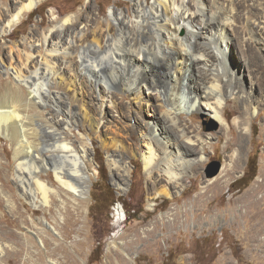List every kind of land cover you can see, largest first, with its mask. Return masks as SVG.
<instances>
[{"label":"bare ground","instance_id":"obj_1","mask_svg":"<svg viewBox=\"0 0 264 264\" xmlns=\"http://www.w3.org/2000/svg\"><path fill=\"white\" fill-rule=\"evenodd\" d=\"M46 1L0 3V63L18 83L0 97V132L10 131L18 145L17 176L27 199L37 207L38 194L43 205L50 194L59 195L60 190L41 180V170H50L65 195L82 207L87 160L96 151L93 137L107 155L119 190L128 186L135 160L150 183V200L172 197L207 159L205 144L211 138L183 121L182 115L195 110L219 121L220 134L236 130L226 140L224 174L196 196L195 206L211 189H221V180L240 169L252 111L261 112L254 97L257 86L264 91V67H256L260 77L249 68L262 55L264 60V0H110L114 7L107 15L104 6L89 4L80 16H57L50 23L42 16L23 40L13 39L26 16ZM235 28L248 53L237 69L228 57ZM253 45L259 53L251 57ZM245 71L252 74L247 89ZM240 94L234 99H240L243 111L233 109L240 116L231 124L226 105L230 96ZM74 127L82 135L79 140L70 137ZM229 205L236 217L253 222L251 234L255 242H263L264 177ZM181 214L177 209L174 216ZM65 217L66 224H76L69 208Z\"/></svg>","mask_w":264,"mask_h":264},{"label":"rangeland","instance_id":"obj_2","mask_svg":"<svg viewBox=\"0 0 264 264\" xmlns=\"http://www.w3.org/2000/svg\"><path fill=\"white\" fill-rule=\"evenodd\" d=\"M10 1L0 0V3ZM89 4L104 6L105 15L114 7L110 0H48L26 16L12 38L23 40L31 29L37 27L42 16L48 23L57 16L59 19L80 16L85 14ZM232 42L233 55L228 57L232 67L237 69V65L244 62L246 50L241 46L239 34ZM253 47L249 52L251 57L258 50L255 45ZM2 49L0 41V52ZM262 57L258 61L260 65L253 64L249 68L257 77H260L258 68L264 67ZM252 74L244 72L246 89L251 86L249 75ZM15 86L18 83L13 72L5 70L0 63L1 99L5 98L9 88ZM240 96H230L226 105L225 115L231 124L240 116L233 109L243 111L240 99H234ZM263 97L264 91L257 86L254 102L261 112L257 110L254 115L252 111L253 121L245 138L247 150L240 169L230 179H222L221 189H211L209 196L204 197L198 206L194 204L195 199L207 191L212 179L224 174L228 154L226 140L236 135L233 127L231 135L220 134L222 124L209 113L195 110L182 115L188 127L196 126L201 134L211 139L205 144L207 159L185 177V188L169 198L150 200V183L144 176L142 165L135 160L131 164L133 176L129 177L128 186L119 190L112 180L107 155L93 137L96 151L87 160L88 190L80 208L78 200L60 189L50 170H41V180L50 188L60 190L59 195L50 194L48 205H43L42 195L38 194L37 207L27 199L17 176L20 163L16 157L18 145L12 142L10 131L3 130L0 132V245L3 248L0 250V264H264V232L259 237L263 242H255L253 222L236 217L229 205L231 199H238L264 177ZM44 113L49 117L46 111ZM34 114L36 112H30V115ZM69 134L73 140L82 136L76 127ZM216 161L221 162L220 172L209 178L208 168ZM255 163L257 175L249 182ZM247 173V179L238 182ZM66 208L77 220L75 225L66 224ZM177 209L182 212L178 218L174 216ZM174 220L176 225L170 228L169 222L174 223ZM117 223L122 224L116 227ZM156 224V232L145 233ZM67 254L71 257L68 258Z\"/></svg>","mask_w":264,"mask_h":264},{"label":"water","instance_id":"obj_3","mask_svg":"<svg viewBox=\"0 0 264 264\" xmlns=\"http://www.w3.org/2000/svg\"><path fill=\"white\" fill-rule=\"evenodd\" d=\"M220 169H221V162H217V161L213 162L208 168V172H207L208 177L209 178L215 177L220 172Z\"/></svg>","mask_w":264,"mask_h":264},{"label":"trees","instance_id":"obj_4","mask_svg":"<svg viewBox=\"0 0 264 264\" xmlns=\"http://www.w3.org/2000/svg\"><path fill=\"white\" fill-rule=\"evenodd\" d=\"M256 167H257V163H255L254 170L251 171L252 173H251V177H250L249 182L252 181V180H254V178H255L256 175H257V168H256ZM249 172H250V171H248V173H249ZM248 173H247L243 178H241L240 180H238V182H244V181L247 179V177L249 176ZM245 185H247V183H246Z\"/></svg>","mask_w":264,"mask_h":264}]
</instances>
